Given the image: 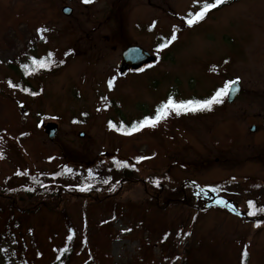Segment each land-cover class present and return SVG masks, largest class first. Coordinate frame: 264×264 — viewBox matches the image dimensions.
<instances>
[{
	"label": "rangeland",
	"instance_id": "obj_1",
	"mask_svg": "<svg viewBox=\"0 0 264 264\" xmlns=\"http://www.w3.org/2000/svg\"><path fill=\"white\" fill-rule=\"evenodd\" d=\"M198 7L0 0V188L37 194L26 215L0 212V264H51L64 245L65 264H264V0H222L184 23ZM132 44L157 62L120 74ZM44 50L53 63L33 71ZM233 80L231 102L116 131L168 95L203 99ZM40 122L57 123L53 139Z\"/></svg>",
	"mask_w": 264,
	"mask_h": 264
},
{
	"label": "snow or ice",
	"instance_id": "obj_2",
	"mask_svg": "<svg viewBox=\"0 0 264 264\" xmlns=\"http://www.w3.org/2000/svg\"><path fill=\"white\" fill-rule=\"evenodd\" d=\"M87 2V0H86ZM193 3H199V7L197 11H190L187 16L184 18L183 22L186 23L187 25L191 26L194 23L202 20L206 13L222 3V0H193ZM37 33H40L44 31L43 29L38 28ZM176 38V26H173L172 29V34L170 37L165 38L164 43H157L156 47L157 49H163L166 47L167 44L171 43L174 39ZM70 51V50H69ZM67 55V53H65ZM52 53L49 52L47 54V57H42L39 60H37L35 57H32V64H33V71L35 70L36 67L40 68H45L48 67L51 63H53L52 59ZM60 63H63V61H60ZM23 67L27 70L28 65L25 64ZM27 74V71H26ZM114 78H110L107 83L108 86H112ZM235 84V81H226L224 85L220 88H217L209 97L203 98V99H195V98H189V99H174L172 95H168L165 100H162L155 108L154 114H149V115H144L142 118H140L138 121H133L130 126H125L124 124H121L120 127H116L113 125L111 121H109V127H116V131H122L125 130L128 133L138 131L140 128H143L144 126H155L157 122H159L161 119L165 118L166 116L169 115L170 111L175 112L177 115H179L182 112H189V111H197V110H202V109H210L213 104L215 103H220L222 98L226 96L230 91H232V85ZM24 91H28L27 88L23 89ZM51 159V158H49ZM137 160L143 159V157H136ZM123 163V162H121ZM65 171L66 172H71L72 169L67 168L65 166ZM153 183H157L156 180L152 181ZM107 183V181H105ZM85 188L88 187V185L84 186ZM218 203L220 201H217ZM249 206V215H252V208L254 207L253 201L249 200L248 202ZM259 212H264V206H261L260 208L257 209ZM259 221H257V224ZM68 239H71V235L68 237ZM67 250V245H65V249ZM246 255V253H245Z\"/></svg>",
	"mask_w": 264,
	"mask_h": 264
},
{
	"label": "trees",
	"instance_id": "obj_3",
	"mask_svg": "<svg viewBox=\"0 0 264 264\" xmlns=\"http://www.w3.org/2000/svg\"><path fill=\"white\" fill-rule=\"evenodd\" d=\"M24 62L25 61H21L20 65L16 66V67H19L18 70L21 69V72H19V75H21L25 71V68L23 67V65L24 64L28 65L27 62H25V63ZM18 70H16V71H18ZM125 180H127V182L129 181L127 178ZM120 185H118L117 187H114L111 194H110V192L101 193L100 198L101 197L102 198L109 197V195L118 196L121 193V190H120V192H118L119 188H121ZM17 192L19 193V195ZM17 192H16V190L15 191L5 190V189L3 190L0 188V212L5 213L6 211H9V213L11 214L14 210L15 211L17 210L19 212V214L26 215L27 213H29L31 211V208L33 207L32 204L34 203V200L33 201H31V200L34 196H37V194H35V193L30 194L29 188L28 189L26 188V190L24 189L22 191L17 190ZM38 192H39L40 197H44L43 200L38 201V202H40V203L42 202V204H46V203L49 204L48 199H50V196L44 195L41 192V190H39ZM75 193H79V192L75 191ZM80 193H82L86 196L90 195V194H92V195L94 194V193H91V190L87 191V192L82 191ZM15 195H18V198L15 197ZM96 195H97V193H96ZM10 199H12V200H10ZM51 202H52V200H51ZM49 205L51 206L52 204H49ZM64 249H65V245L63 247H61L60 251L56 254V256L54 257V261H52L51 264H65L67 261H69L71 249L69 246H67V250H64Z\"/></svg>",
	"mask_w": 264,
	"mask_h": 264
},
{
	"label": "water",
	"instance_id": "obj_4",
	"mask_svg": "<svg viewBox=\"0 0 264 264\" xmlns=\"http://www.w3.org/2000/svg\"><path fill=\"white\" fill-rule=\"evenodd\" d=\"M65 14H70V8L64 7L63 10ZM121 60L118 63L117 72L120 74H125L128 70L139 71L140 69L147 68L152 64L156 63V56L151 53L149 50H145L140 45H128L127 48L121 51ZM232 91H230L226 99L231 102L240 92L239 81L236 80L235 84L231 86ZM1 90V89H0ZM40 125L44 128L49 139H53L57 130V123L53 122H40ZM254 125L250 126L249 130L254 131ZM83 132H80L79 135H83Z\"/></svg>",
	"mask_w": 264,
	"mask_h": 264
},
{
	"label": "flooded vegetation",
	"instance_id": "obj_5",
	"mask_svg": "<svg viewBox=\"0 0 264 264\" xmlns=\"http://www.w3.org/2000/svg\"><path fill=\"white\" fill-rule=\"evenodd\" d=\"M69 1H71V0H69ZM65 6L70 8V11H71L70 14H65V12L62 11L63 8H64ZM59 11H60V10H59ZM61 11H62V13H63L64 15L69 16V15H71L72 12H73V11H72V6H69V5H67V4H63V5L61 6ZM34 53H35V51H34ZM34 53L31 52V53L29 54L30 57H28V58L35 57V58L40 59V58H42V57H45V58L47 57V54L45 53V50H44L43 54H40L41 56L35 55ZM19 65H20V63L18 64V66H19ZM19 70H20V72H21V69H19ZM239 85H240V84H239ZM240 91H241V90H240ZM262 120H263V123H264V116H263V119H262ZM254 127H255V126H254ZM254 130H255V129H254Z\"/></svg>",
	"mask_w": 264,
	"mask_h": 264
}]
</instances>
